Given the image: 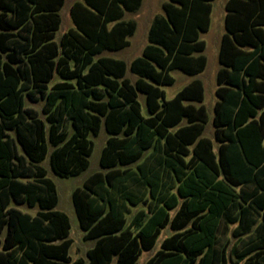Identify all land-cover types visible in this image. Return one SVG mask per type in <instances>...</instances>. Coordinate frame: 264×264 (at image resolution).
Segmentation results:
<instances>
[{
	"label": "trees",
	"instance_id": "16d2710c",
	"mask_svg": "<svg viewBox=\"0 0 264 264\" xmlns=\"http://www.w3.org/2000/svg\"><path fill=\"white\" fill-rule=\"evenodd\" d=\"M64 1L0 0V264H136L162 232L143 264H264V0L224 3L214 140L203 135L199 78L169 99L160 87L173 69L204 70L212 0L164 1L129 63L101 54L129 45L136 22L124 15L142 0H75L56 41ZM27 99L43 100V116ZM101 127L104 170L71 192L94 243L72 260L69 217L42 162L59 177L79 174ZM220 223L235 224L228 251Z\"/></svg>",
	"mask_w": 264,
	"mask_h": 264
},
{
	"label": "rangeland",
	"instance_id": "374dc122",
	"mask_svg": "<svg viewBox=\"0 0 264 264\" xmlns=\"http://www.w3.org/2000/svg\"><path fill=\"white\" fill-rule=\"evenodd\" d=\"M74 0H65L63 6L61 7L60 14V25L57 31L55 32V40L58 41L60 36L72 26V21L69 16V7L73 3ZM166 0H142L140 7L131 12H125L124 19H133L136 22V29L133 35L129 36V45L115 51H104L101 55H107L115 58H120L129 63L131 59L141 53L142 47L147 43V29L150 21L153 16L156 14H162V3ZM224 0H214L211 2V24L209 30L206 32H201L200 37L205 42L204 55L206 57V67L203 72L194 75H188L183 73L178 69H173L170 71V74L174 77V82L172 84L160 85V87L164 90L165 98H171L179 89L183 87L187 82H189L192 78L198 77L203 82L204 87V97L203 103L207 108L208 113V121L205 124V129L203 135L210 137L213 139L212 133V125H211V117H212V102L215 98L214 90L216 87L215 82V74L216 70L219 66L217 60V49H218V38L219 34L222 31V20L219 19L221 12L223 11L222 5ZM126 76L133 81L135 79V75L130 73L127 68ZM58 78L55 76L53 81H57ZM137 101L140 104V111L143 116L148 115L144 94L142 92H137ZM26 105L34 107L39 114L40 109L43 105V100L39 99L37 101L26 100ZM107 133L101 127L99 133L97 135L89 134V138L92 140L93 147L90 155L88 156L89 164L86 169L81 171L77 175H70L67 177H59L55 175L48 165V158H45L42 162L43 166L47 170V176L51 178L55 184L58 201L55 206L56 209L65 212L69 217L70 229H69V237L72 242L68 250L69 257L73 259L84 258L86 259V250L91 247L94 243L93 239H84L83 231L79 227L78 219L75 214V210L72 204L71 192L74 187L81 186L83 180L91 173L95 171H103L104 169L99 164L100 152L105 144ZM135 163L132 164L134 167ZM21 209L28 211L30 213H34L37 209L36 205L28 206L23 203L18 205ZM139 208V205L132 206L130 214L127 215V219H129L134 212ZM174 211L171 210V213ZM235 224H225L220 223L218 233H217V244L219 247H225L228 244L227 250L236 242V237L232 235V228ZM164 236V232H162L157 240L155 247L151 250H143L137 258L136 264H143V262L158 248L159 241ZM246 242L241 241L239 243L240 248H247L245 245ZM227 264H234L231 261H228Z\"/></svg>",
	"mask_w": 264,
	"mask_h": 264
},
{
	"label": "crops",
	"instance_id": "0c3cea01",
	"mask_svg": "<svg viewBox=\"0 0 264 264\" xmlns=\"http://www.w3.org/2000/svg\"><path fill=\"white\" fill-rule=\"evenodd\" d=\"M75 1V0H74ZM73 1V2H74ZM212 1H214V0H212ZM211 1V2H212ZM225 1L226 0H224V2H223V5H222V9H223V11L221 12V14H219L220 15V18L219 19H221L222 20V31H221V33L219 34V38H218V49H219V42H220V38H221V36H222V34L225 32V27H224V15H225V9H224V3H225ZM65 2V1H64ZM211 8H212V4H211ZM210 24H211V12H210V22H209V27H210ZM209 27H208V30H209ZM207 30V31H208ZM206 32V31H205ZM201 34V33H200ZM130 43V42H129ZM204 49H205V47H204ZM218 49H217V60H218ZM203 52H204V50H203ZM218 63H219V61H218ZM220 65V64H219ZM205 67H206V65H205ZM219 67V66H218ZM205 69V68H204ZM218 69V68H217ZM217 71V70H216ZM203 72V71H202ZM201 73V72H200ZM199 74V73H198ZM197 75V74H196ZM196 75H194V76H196ZM215 76H216V74H215ZM194 78H198V77H194ZM194 78H192V79H194ZM191 79V80H192ZM200 79V78H199ZM190 80V81H191ZM201 80V79H200ZM201 82H202V80H201ZM215 82H216V80H215ZM188 83V82H187ZM202 86H203V82H202ZM216 88V87H215ZM214 96H215V98H214V100H213V102H212V107H213V104H214V102H215V100H216V95H215V90H214ZM203 97H204V87H203ZM202 104H204L203 103V100H202V102H201ZM196 104H198V103H196ZM205 106V105H204ZM205 108H206V106H205ZM206 111H207V108H206ZM212 114H213V109H212ZM207 115H208V113H207ZM212 133H213V128H212ZM205 136V135H204ZM214 140V139H213ZM215 147H216V143H215Z\"/></svg>",
	"mask_w": 264,
	"mask_h": 264
}]
</instances>
